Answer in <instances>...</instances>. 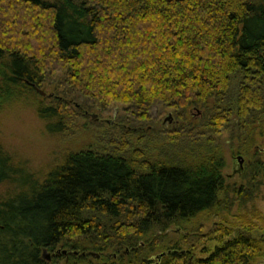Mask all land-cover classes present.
I'll list each match as a JSON object with an SVG mask.
<instances>
[{
  "label": "trees",
  "instance_id": "trees-1",
  "mask_svg": "<svg viewBox=\"0 0 264 264\" xmlns=\"http://www.w3.org/2000/svg\"><path fill=\"white\" fill-rule=\"evenodd\" d=\"M0 60V108L32 93L49 133L77 123L80 105L68 92L104 107L128 104L135 118L113 123L102 151L66 152L42 175L0 148V186L14 185L0 196V264H51L44 249L59 245L70 249L61 264L264 258V236L229 237L223 222L238 203L243 225H252L249 213L264 225L263 213L248 209L264 191V160L254 153L246 183L227 182L223 144L212 137L235 122L232 133L250 152L264 135V0H0ZM59 73L61 96L43 95L38 88ZM156 104L182 121L156 124ZM145 140L162 156L152 157ZM215 216L222 218L200 234L202 220ZM195 234L218 243L195 257Z\"/></svg>",
  "mask_w": 264,
  "mask_h": 264
},
{
  "label": "rangeland",
  "instance_id": "rangeland-1",
  "mask_svg": "<svg viewBox=\"0 0 264 264\" xmlns=\"http://www.w3.org/2000/svg\"><path fill=\"white\" fill-rule=\"evenodd\" d=\"M0 64H3L1 60ZM61 77L62 74L59 73L55 77L47 79L42 84L41 89L46 92V96L61 94L58 93V81L61 80ZM241 77L242 73L239 71L232 76L230 86L231 94L237 89ZM67 95L74 103L80 105V113L77 123H71L69 129L64 133L52 134L46 130V120L38 116L36 112L35 96L32 93L27 97L17 98L10 103L6 102L1 106L0 148L10 157L14 165L24 167L30 172L42 175V173H45L54 163L59 162L66 152L83 148L102 151L106 142L101 138L107 136V130L112 129L113 123L123 121L122 117L124 116L130 121L135 119L130 117L131 112L128 104L114 103L104 107L97 100L87 99L75 92H68ZM151 112L155 118V123L159 125L163 122L161 125H164L167 129L176 127L177 124L182 121L174 115L172 107L165 104L154 105L151 108ZM189 113L194 117H202L204 114L202 108H191ZM168 116H170V120L164 121ZM236 127L235 122H233L229 127L224 128L219 134L212 135V137L214 141H219L223 144L226 158V165L223 169V173L227 182L240 185L245 184L247 181L245 176L247 164L252 161L254 153H257L256 157L264 160V151H260L259 148H257V146L264 148V135H257L256 141L252 144L251 151L244 152L241 150V146L238 142H242L243 140L239 139L237 135L234 136L232 133V130H235ZM118 130L119 128L116 129V131ZM129 140L135 145L140 141L136 135H132ZM160 141L164 142L165 140L159 139L157 142ZM144 142L150 143V147H145L152 157L157 156L159 153L162 156L161 151H159L160 149H157L155 144H152L156 142L151 140H145ZM134 144H130L131 147ZM240 154L245 158V162L243 171L239 174L238 172H234L233 158H236V156ZM13 188L14 185L11 183L1 185L0 196L6 195L7 192L11 191ZM252 204L264 215V191L254 199L248 206V209L252 208ZM239 210L238 203H235L230 213L227 214V219L223 220L225 224L233 229V233L229 237L240 232L249 235L264 236V225L262 222L260 220L257 221L255 215L249 213L250 220H253L252 225H243L241 219L238 217ZM243 211H246V209H243ZM221 218V216H215L210 220H202L203 232H198L201 234L212 229ZM180 233L181 232L175 231L174 229L169 230V235L173 238H178ZM192 238L197 240V242H195L196 247L193 250L195 257L208 254L218 243L214 239L203 241L202 238H200V241H198V235L196 234ZM59 246L63 248L62 245ZM53 251L48 250L50 254V263H63L64 258L62 257V253L54 255ZM251 264H264V258L258 257L253 260Z\"/></svg>",
  "mask_w": 264,
  "mask_h": 264
},
{
  "label": "water",
  "instance_id": "water-1",
  "mask_svg": "<svg viewBox=\"0 0 264 264\" xmlns=\"http://www.w3.org/2000/svg\"><path fill=\"white\" fill-rule=\"evenodd\" d=\"M38 90L42 93V94H46V92L43 90V89H41V88H38ZM77 105H79V104H77ZM166 120H170V116H168V117H166L165 119H164V121H166ZM163 123V122H162ZM162 123H160L159 125H161ZM263 149V151H264V148H262ZM236 158L239 160V168L237 169V170H235L234 172H238L239 174L242 172V170H243V159H244V157H243V155H237L236 156ZM58 251V250H57ZM64 251L66 252L67 250L66 249H64ZM169 251H171V250H169ZM182 252L184 251V250H181ZM72 252H74V253H77V251H72ZM166 252L167 251H163V252H161V253H159L158 255H156L158 258H161L163 255H165L166 254ZM92 254H94V255H96V256H99V254L98 253H96V252H91ZM44 256L46 257V258H50V254H49V252L47 251V249H44Z\"/></svg>",
  "mask_w": 264,
  "mask_h": 264
},
{
  "label": "flooded vegetation",
  "instance_id": "flooded-vegetation-1",
  "mask_svg": "<svg viewBox=\"0 0 264 264\" xmlns=\"http://www.w3.org/2000/svg\"><path fill=\"white\" fill-rule=\"evenodd\" d=\"M257 148H259L260 151H263L262 147L260 146H257ZM244 162H245V158L243 159V168H244ZM239 168V160L237 158H233V169L234 170H237ZM243 171V170H242ZM64 249H66L67 251L65 252ZM54 250V251H53ZM53 254L56 255V254H68L70 252L69 249L67 248H60V246L56 247L55 249H53ZM58 250V251H57ZM96 256V255H95ZM100 256V255H99ZM99 256H96V257H99ZM50 259V258H49Z\"/></svg>",
  "mask_w": 264,
  "mask_h": 264
}]
</instances>
